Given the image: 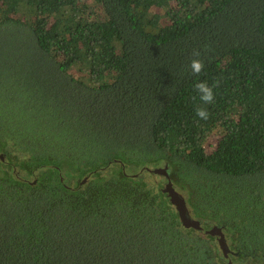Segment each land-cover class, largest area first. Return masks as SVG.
Instances as JSON below:
<instances>
[{
    "label": "trees",
    "instance_id": "trees-1",
    "mask_svg": "<svg viewBox=\"0 0 264 264\" xmlns=\"http://www.w3.org/2000/svg\"><path fill=\"white\" fill-rule=\"evenodd\" d=\"M0 264H264V0H0Z\"/></svg>",
    "mask_w": 264,
    "mask_h": 264
},
{
    "label": "water",
    "instance_id": "water-1",
    "mask_svg": "<svg viewBox=\"0 0 264 264\" xmlns=\"http://www.w3.org/2000/svg\"><path fill=\"white\" fill-rule=\"evenodd\" d=\"M1 159L3 160L2 156H1ZM153 172L155 174L164 175L168 177L167 169H156ZM164 192L168 194L172 204L176 207L183 226L187 229H195V230L202 231L203 228L201 226L200 221L195 220L192 217H190L185 198L181 194H179L175 189H173L170 183L167 185ZM206 234L216 236L218 239L220 248L225 254H227L228 252L227 244H226L225 236L221 228L213 227L212 229L206 231Z\"/></svg>",
    "mask_w": 264,
    "mask_h": 264
},
{
    "label": "clouds",
    "instance_id": "clouds-1",
    "mask_svg": "<svg viewBox=\"0 0 264 264\" xmlns=\"http://www.w3.org/2000/svg\"><path fill=\"white\" fill-rule=\"evenodd\" d=\"M193 56L196 58L191 60L189 68L193 76H199L200 73L204 70L205 64L201 59H199V57L201 56V52L199 50H194ZM219 85V81H216L212 86H210L206 81L197 82L195 84V92L198 95L201 104L211 105L214 103V88H218ZM192 99L195 100L196 96H193ZM195 115L200 120H208L210 117V113L208 112V110L201 106H197L195 108Z\"/></svg>",
    "mask_w": 264,
    "mask_h": 264
},
{
    "label": "rangeland",
    "instance_id": "rangeland-1",
    "mask_svg": "<svg viewBox=\"0 0 264 264\" xmlns=\"http://www.w3.org/2000/svg\"><path fill=\"white\" fill-rule=\"evenodd\" d=\"M217 139H218V137L214 136V135L209 138V140L207 141V143L205 145L207 152H211L216 148Z\"/></svg>",
    "mask_w": 264,
    "mask_h": 264
}]
</instances>
